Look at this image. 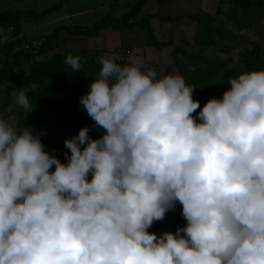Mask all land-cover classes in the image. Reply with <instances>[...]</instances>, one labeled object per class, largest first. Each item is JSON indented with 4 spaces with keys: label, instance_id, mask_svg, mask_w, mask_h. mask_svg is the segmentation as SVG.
Segmentation results:
<instances>
[{
    "label": "clouds",
    "instance_id": "1",
    "mask_svg": "<svg viewBox=\"0 0 264 264\" xmlns=\"http://www.w3.org/2000/svg\"><path fill=\"white\" fill-rule=\"evenodd\" d=\"M98 63L78 101L104 131L65 138V163L0 119V264H264V69L200 106L179 74ZM177 201L186 223L147 231Z\"/></svg>",
    "mask_w": 264,
    "mask_h": 264
},
{
    "label": "trees",
    "instance_id": "2",
    "mask_svg": "<svg viewBox=\"0 0 264 264\" xmlns=\"http://www.w3.org/2000/svg\"><path fill=\"white\" fill-rule=\"evenodd\" d=\"M146 0H136L122 16L114 18L110 15L94 22L89 27L78 26L74 28L80 35L88 37L98 34V30L109 26L117 27L123 24L132 29L138 27L143 30V42L145 46H160L169 49L173 55V63H179L180 57L187 56L180 47L175 46L172 40H158L154 35L150 19L157 17L160 20L172 21L188 18L194 22L193 41L196 44H214L223 36L222 30L214 25V13L199 11L197 13H183L178 15L148 14L132 21ZM164 2L167 0H156ZM242 8H256L264 12V0H231ZM50 7L47 10L53 9ZM42 11L41 13L45 12ZM20 14L13 11H0V22L11 24L16 30L20 28ZM68 28L58 25L50 33L39 35L43 39L42 45L37 54H44L60 39V30ZM12 40L0 46V107H7L15 100L13 93L25 91L31 105L34 107L24 113V109L17 108L15 125L17 128L29 126L33 133L38 136L41 143L46 146L50 155L56 156L62 163L66 162L69 150L64 146L65 138L75 135L81 126L89 129L88 135L95 139L102 133L103 129L94 126V122L88 116L83 107L79 104L78 97L88 91V81L98 74L100 64L98 63L100 53L95 48H83L78 51H57L52 52L43 59L31 60L26 73L17 71V67L24 59L35 55L22 52H10ZM5 50V53L3 52ZM2 54V55H1ZM36 54V55H37ZM71 54L80 57V69L74 71L65 63V56ZM252 69H264V53H259L258 48L251 50L245 60L244 67L240 69H229L221 75L225 81L235 77L239 72ZM218 75V69L208 64L204 67L196 66L189 79L185 83L190 86H201L203 89L201 99L211 89L208 78ZM193 87V88H194ZM205 89V90H204ZM193 118L196 114L192 113ZM54 167V166H53ZM91 176V173L88 174ZM186 223L181 215V204L177 201L172 209L166 210L161 220H154L147 231L160 235L163 231L175 232L177 226L182 227ZM183 234V233H181Z\"/></svg>",
    "mask_w": 264,
    "mask_h": 264
},
{
    "label": "rangeland",
    "instance_id": "3",
    "mask_svg": "<svg viewBox=\"0 0 264 264\" xmlns=\"http://www.w3.org/2000/svg\"><path fill=\"white\" fill-rule=\"evenodd\" d=\"M189 1L179 2L177 0H167L157 3L163 4L161 6L165 9L163 13L194 14L199 11H209V5L213 0ZM216 1L217 0H215V3ZM216 8V12L214 13V25L222 30L223 36L220 41L214 44H196L192 37L195 27L194 25L192 27L189 26V19L183 18L182 21L159 20L160 25H158L156 29H159L161 38L173 40L175 46L180 47L186 52V58L180 57L179 63L176 65L173 63V55L169 52V49L160 46H146L143 52L137 49L138 51L133 56L142 59L145 67L153 68L159 75L179 74L184 80L192 76L196 66L204 67L208 64L215 66L218 69V75H213L208 78V82L209 86H215L217 91L211 89L207 93L208 95L199 99L203 88L196 85L192 90V98L197 100L200 106H203L208 98L212 96L219 97L223 91L228 89L229 85L224 78L221 77L223 73L231 68L240 69L244 67L249 52L255 48H258L259 53H264V12L252 7L242 8L231 0H219ZM142 10V14L149 13L147 5ZM143 16L144 15H142V17ZM116 30H118V28ZM112 32H114V36L111 38V41L117 42L115 47L112 45L106 52H100V49L94 45L90 48H95L100 53V56L118 58L119 61H127L130 57L125 47L122 46L136 47L134 44L135 38L133 36H127L124 33H119L120 31ZM60 40H63V38L58 41ZM63 41L67 42L65 43L66 47L63 48L65 49L64 51H75L80 45L72 43V41L67 38ZM56 49L55 46L50 50L54 52ZM162 50H166V53L163 55L161 54ZM36 56L38 59L43 58L42 54H37L34 57ZM28 66L29 65H25V67L18 68L17 71L26 73L28 71ZM17 108L18 105L15 103V100L7 107H0V119L15 123V112ZM199 110L200 109L197 108L193 113L196 114ZM86 179H90V176L88 175Z\"/></svg>",
    "mask_w": 264,
    "mask_h": 264
},
{
    "label": "crops",
    "instance_id": "4",
    "mask_svg": "<svg viewBox=\"0 0 264 264\" xmlns=\"http://www.w3.org/2000/svg\"><path fill=\"white\" fill-rule=\"evenodd\" d=\"M136 0H0V11H13L19 13L20 16V28L23 31L24 35L27 37H36L39 35H44L50 33L56 26L61 25L68 29L60 30V39L66 38L71 40L72 43L80 44L78 51L83 48H90L91 46H95L101 51H108L112 45L117 44L111 41V38L114 36V32L112 31H120L119 33H124L127 36H133L135 39L134 44L136 47L131 46H122L125 47L126 52H128L129 57H133L134 54L141 50L142 52L146 48L143 46V30L138 27H132V29L128 28V26L123 24H118L117 27H107L105 29L98 30V34L95 36H82L77 31L73 29L82 26L89 27L94 22L104 18L105 16H112L114 18H119L122 16L130 6ZM176 1V0H174ZM179 2H188L189 0H177ZM218 1L213 0L209 5V11L213 13L218 5ZM190 2V1H189ZM147 5V9L149 13L142 14V9ZM163 4L157 3L156 0H146L145 3L140 8L138 14L132 18L134 21L142 17V15L146 16L148 14H160V15H178L179 13H163L165 10L162 8ZM54 7L53 9H46ZM42 11H45L41 13ZM142 14V15H141ZM183 14V13H182ZM188 19V18H185ZM157 17H153L150 19V23L153 27L154 35L158 40H171V39H162L159 33L158 25H160V20ZM177 20V21H182ZM190 20V19H189ZM188 20V21H189ZM165 21V20H163ZM194 22L192 20L189 21V26H193ZM124 27V28H123ZM118 28V30H116ZM190 28V27H189ZM124 29V30H123ZM131 30V31H130ZM57 41L55 44L57 51H64L66 47V41ZM173 41V40H172ZM70 43V44H72ZM69 44V43H68ZM124 50V49H123ZM53 51H47L42 54L43 58H46ZM74 52V51H69ZM37 60V56L33 57ZM32 57L29 59H24L21 64L17 68L25 67V65H29L31 60H34ZM40 58V59H43ZM39 60V59H38ZM1 66V64H0ZM29 69V66H28Z\"/></svg>",
    "mask_w": 264,
    "mask_h": 264
},
{
    "label": "built area",
    "instance_id": "5",
    "mask_svg": "<svg viewBox=\"0 0 264 264\" xmlns=\"http://www.w3.org/2000/svg\"><path fill=\"white\" fill-rule=\"evenodd\" d=\"M11 40L13 42L10 52H22L29 55H36L43 42L41 37H27L22 30H16L13 25L0 22V46H4ZM3 52L5 53V50Z\"/></svg>",
    "mask_w": 264,
    "mask_h": 264
}]
</instances>
